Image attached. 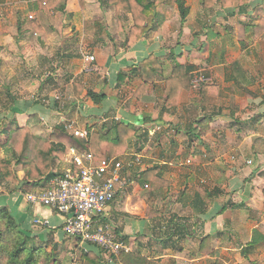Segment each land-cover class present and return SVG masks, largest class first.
<instances>
[{
  "label": "crops",
  "instance_id": "obj_1",
  "mask_svg": "<svg viewBox=\"0 0 264 264\" xmlns=\"http://www.w3.org/2000/svg\"><path fill=\"white\" fill-rule=\"evenodd\" d=\"M39 1L0 0V68L8 74L7 82L0 83V142L7 131L24 126L43 140L65 125L92 133L115 121L148 131L146 140L134 139L122 155L137 147L143 157L130 186L92 219L94 228L108 226L126 246L119 262L124 264L122 255L139 252L157 264H226L223 255L230 253L237 264H264V44L249 33L241 41L237 29L238 21L256 25L263 18L264 0H249L246 16L233 8L204 13L200 0H184L189 13L182 25L174 12L126 49L120 48L124 34L119 25L127 32L129 15L118 20L114 9L99 0H67L63 12L51 11L47 17ZM91 20H104L112 39L96 43L84 35V23ZM86 55L94 61L86 63ZM149 56L162 73L134 99L130 93L142 84L135 69ZM233 62L241 70L235 76ZM175 63L189 67L193 77L203 75L218 87L219 95L200 99L190 88L180 94L176 106L163 111L164 82ZM29 75L38 78L33 81ZM29 85L34 95L27 96ZM74 85L82 90L79 98ZM88 91L105 99L93 104ZM155 127L159 130L151 135ZM244 144L251 166L233 161L236 154L224 157L225 149L244 152ZM66 155L55 171L67 168ZM6 157L0 148V159ZM186 160L191 165L185 166ZM152 166L168 183L156 192L138 179ZM207 174L213 184L206 190L218 196L209 212L200 213L196 188H205L201 181ZM18 177L23 178V172ZM176 184L186 198L168 210L163 205L170 204V187ZM23 185L10 192L8 185L0 184V207L8 206L24 234L45 250L47 264H109L99 248L63 232L62 215L29 204L26 194L36 191L25 193ZM191 214L193 224L188 225L183 219Z\"/></svg>",
  "mask_w": 264,
  "mask_h": 264
},
{
  "label": "trees",
  "instance_id": "obj_2",
  "mask_svg": "<svg viewBox=\"0 0 264 264\" xmlns=\"http://www.w3.org/2000/svg\"><path fill=\"white\" fill-rule=\"evenodd\" d=\"M99 1L101 4L113 8L118 20L122 14L129 15L131 18V26L127 32L123 26L119 25V32L124 34L123 42L120 43V48L123 49L131 48L145 38L157 23L169 19L172 16V8L177 10L181 25L189 13V8L184 0ZM66 3L67 0H40L39 10L50 17L51 11L63 12ZM248 3L249 0H200V7L204 13L214 12L216 9L233 8L237 15L246 16ZM237 29L238 38L241 41L249 33L254 39L260 38L264 44V18H260L256 25H245L238 21ZM83 32L96 43H104L112 39L104 20L86 21ZM230 70L234 76L238 75L241 71L239 63L233 62L230 65ZM135 73L142 84L135 92L130 93V96L139 99L150 84L155 83L156 77L160 76L162 72L158 61L153 56H149L138 64ZM122 79L123 75H119L120 83H122ZM192 79L189 67L178 63L173 65L164 82L163 111L177 105L180 94L192 88ZM218 90V87L213 84L202 83L196 92L197 96L203 99L208 96H218ZM81 92V88L74 85V93L77 98ZM86 96L96 105L105 99L102 93L91 91H88ZM233 109L234 99L230 98V113H233ZM5 136V139L0 142V148L6 150L10 154V158L0 159V184L12 187L10 192H15L20 182H23L21 191L28 192L46 189L52 179L62 174L55 171L54 168L57 164L62 163L70 149L79 153L89 151L96 161L106 157L119 158L128 150L134 139L143 138L146 140L149 134L148 131L139 132L132 125L114 121L109 126L104 125L97 132L87 133V139L74 136L67 132L63 126L55 127L45 140L34 136L28 126L12 128L6 132ZM19 171L23 172L21 179L18 177ZM158 173L157 166L148 167L138 174V179L148 184L151 192H156L168 186V183ZM196 193L200 199V205L198 204L200 213L209 212L216 196H218L217 191L209 192L206 188L198 187ZM87 256L84 255V257ZM120 259L124 264H157L139 252L127 253ZM41 261H48L45 250L40 245H36L34 239L24 234L21 224L13 216L8 206L0 207V264H40Z\"/></svg>",
  "mask_w": 264,
  "mask_h": 264
},
{
  "label": "built area",
  "instance_id": "obj_3",
  "mask_svg": "<svg viewBox=\"0 0 264 264\" xmlns=\"http://www.w3.org/2000/svg\"><path fill=\"white\" fill-rule=\"evenodd\" d=\"M29 19H33L29 16ZM86 63L94 57L86 55ZM207 83L202 75H195L191 87L196 90L200 84ZM64 129L81 139H87V133L65 125ZM159 129L151 131L154 135ZM67 168L50 181L46 189L26 194V201L33 206H44L62 215L63 232L80 242L99 248L109 264H121L118 260L127 248L108 226L93 227L94 216L104 212L117 194L127 190L136 170L142 166L143 157L131 152L119 158L106 157L94 160L91 152L79 153L70 149L66 155ZM191 165V160L184 162ZM148 188V186H144Z\"/></svg>",
  "mask_w": 264,
  "mask_h": 264
},
{
  "label": "rangeland",
  "instance_id": "obj_4",
  "mask_svg": "<svg viewBox=\"0 0 264 264\" xmlns=\"http://www.w3.org/2000/svg\"><path fill=\"white\" fill-rule=\"evenodd\" d=\"M172 10V14H174V12H176L177 13V10L175 9V8H172L171 9ZM263 15H264V13H263ZM260 16V17H263L264 18V16ZM207 17H208V15H206ZM206 17V18H207ZM235 31V30H234ZM229 42V41H228ZM228 42L226 43V44H228ZM5 67H7V66H5ZM5 71H7V69L6 68H4V67H2V68H0V83L1 82H7V79H8V74H6L5 73ZM37 75V74H36ZM203 76V75H202ZM40 77V76H39ZM204 77V76H203ZM36 78H38V76H35V75H33V76H30L29 75V79H31V80H33V81H36L37 79ZM208 82V81H207ZM30 84V83H29ZM29 87H32V86H28V88ZM29 92H27V96H31V95H34L35 94V89L34 88H29ZM63 94H65V95H67L65 92H62ZM68 105H66V103H65V105H64V109H68ZM57 109H58V107H56ZM59 109H61V108H59ZM62 110V109H61ZM29 120V119H28ZM28 120H26L25 121V123L28 121ZM170 135H172L171 133H170ZM172 137V136H171ZM185 141V140H184ZM184 141H182V142H184ZM225 143H227L226 141H225ZM259 144H260V146H262V142H259ZM244 146H245V150H244V152H236L235 150H233V151H229V150H226L225 148V152H223V153H225V155L226 156H224L226 159H229L228 157H232V156H234L235 154L237 155V156H234L235 157V160H233V161H235L236 163L237 162H239V163H244V162H247L248 160H250L251 159V156H250V154H248L247 153V148H246V145L244 144ZM137 147H134V148H132L133 149V152H136V153H139L140 154V152H138L137 151V149H136ZM258 149H259V147H258ZM233 154V155H232ZM141 155V154H140ZM8 158H10V155L8 154ZM233 157V158H234ZM225 158H222V160H225ZM189 159V158H188ZM184 161V160H183ZM178 162V161H177ZM247 164L249 165V166H251L250 164H251V162H247ZM248 165H245V166H248ZM240 177H242V176H240ZM243 178V177H242ZM242 180V182H243V179H241ZM173 182V184H175L176 182H177V180L176 179H174V181H172ZM188 182H192V186H194L195 184H196V182H194V181H188ZM202 185L206 188V187H208L209 188V185H211V184H213V182H212V179H211V176L209 175V174H207L206 176H202ZM193 183H194V185H193ZM11 188L12 187H8V190H11ZM14 188V187H13ZM187 189H189V188H187ZM40 190H43V189H40ZM39 190V191H40ZM25 192V191H24ZM27 192V191H26ZM25 192V193H26ZM170 204H168V203H166L165 205H163V207H167V209L169 210V208H170V206H171V204H174V203H178V202H181V200L185 197L186 198V195H185V190H184V192L182 193V191H181V187L179 186V185H173V186H171L170 187ZM183 196V197H182ZM187 197H189V196H187ZM184 200V199H183ZM185 205L186 206H188V204H187V202H186V200H185ZM160 206H162V203H160ZM241 210V209H240ZM144 211V210H143ZM169 212H171V209H170V211ZM171 215V214H170ZM241 215H243L244 216V218L246 217L245 215H246V212H245V210L243 209V213H241ZM170 218H171V216H170ZM183 221H184V223H186V224H188V225H192L193 224V219H192V214L190 215V217H186V218H184L183 219ZM198 226V225H197ZM227 227V229H230L229 228V226H226ZM235 253V252H234ZM223 257H224V260H225V263L226 264H237L236 263V259H234V255H230V253H228V254H226V253H224V255H223ZM229 260H231L232 262H229ZM48 263V261H45V262H42L41 261V263L40 264H47ZM238 264H240V263H238Z\"/></svg>",
  "mask_w": 264,
  "mask_h": 264
},
{
  "label": "water",
  "instance_id": "obj_5",
  "mask_svg": "<svg viewBox=\"0 0 264 264\" xmlns=\"http://www.w3.org/2000/svg\"><path fill=\"white\" fill-rule=\"evenodd\" d=\"M22 185V184H21Z\"/></svg>",
  "mask_w": 264,
  "mask_h": 264
}]
</instances>
